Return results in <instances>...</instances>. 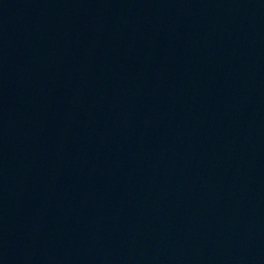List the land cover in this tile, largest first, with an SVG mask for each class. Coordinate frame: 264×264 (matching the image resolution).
Segmentation results:
<instances>
[{"label":"water","instance_id":"95a60500","mask_svg":"<svg viewBox=\"0 0 264 264\" xmlns=\"http://www.w3.org/2000/svg\"><path fill=\"white\" fill-rule=\"evenodd\" d=\"M0 264H264V0H0Z\"/></svg>","mask_w":264,"mask_h":264}]
</instances>
